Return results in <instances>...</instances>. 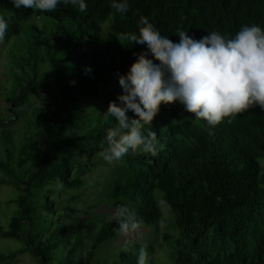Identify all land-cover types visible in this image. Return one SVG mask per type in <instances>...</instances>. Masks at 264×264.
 Returning a JSON list of instances; mask_svg holds the SVG:
<instances>
[{"label":"trees","instance_id":"1","mask_svg":"<svg viewBox=\"0 0 264 264\" xmlns=\"http://www.w3.org/2000/svg\"><path fill=\"white\" fill-rule=\"evenodd\" d=\"M128 2V11L121 14L109 0H86L83 12L67 0H60L54 11L17 9L11 0H0V15L5 10L8 15L3 16L9 23L3 41L19 34L26 22L32 23L35 42L44 52L39 61L50 65L37 87V66L23 58V66L29 65L33 73L14 72L17 87L6 99L13 104L8 109L14 114L11 122L23 116L26 123L17 144L16 129L0 131L6 152V158H0V184L19 191L21 210L20 217L11 218L7 230L0 225L1 238H22L32 245L34 239L28 231L34 217L48 225V219L55 218L49 199L52 187L80 189L83 176L96 167L93 152L107 150V132L122 131L105 115L106 109L124 98L119 77L130 78L138 59L149 52L125 47L127 42L120 41V33L138 35L144 20L174 42L179 41L175 36L178 27L196 39L211 31L234 36L242 25L253 23L264 28V0ZM34 21L41 22L40 27ZM37 93L43 105L33 108V118L15 110L28 105L30 96ZM151 126L157 133V154L132 153L123 161L125 177L108 186L105 199L118 208H134L143 221L138 229L155 228L157 233V226L163 223L160 241L129 239L120 244L123 248L113 246L95 255L104 243L117 244L118 238L138 230L118 231L115 216L101 223L90 253L83 256L82 228L59 218L37 247H28L39 264H139L141 252L144 264H264V109L252 106L211 126L174 102L160 106ZM14 166L21 171L20 178ZM31 183L38 190L47 188L40 195V210L27 203ZM160 202L168 206L169 217H163ZM97 207L90 204L86 211ZM68 209L66 205L64 211L80 214ZM72 239L65 256L55 260L54 251L65 248Z\"/></svg>","mask_w":264,"mask_h":264},{"label":"clouds","instance_id":"2","mask_svg":"<svg viewBox=\"0 0 264 264\" xmlns=\"http://www.w3.org/2000/svg\"><path fill=\"white\" fill-rule=\"evenodd\" d=\"M67 2L81 12L87 9L86 0ZM109 2L121 14L129 9L128 0ZM11 3L17 9L23 6L54 11L60 0ZM8 29L7 19L0 15V42ZM175 36L179 37L178 42L161 35L148 20H144L138 35L119 34L120 41L127 42L125 47L147 50L149 55L138 59L130 78L119 77L124 98L119 104L111 102L105 112L122 129L107 132V150L102 155L108 164L123 162L137 150L157 154V133L151 125L162 104L178 102L195 119L211 126L252 106L264 109V28L253 23L242 25L234 36L211 31L196 39L178 27ZM57 184L64 186L59 180ZM117 220L122 233L138 229L143 223L128 205L119 207ZM143 257L141 252L139 264H144Z\"/></svg>","mask_w":264,"mask_h":264},{"label":"rangeland","instance_id":"3","mask_svg":"<svg viewBox=\"0 0 264 264\" xmlns=\"http://www.w3.org/2000/svg\"><path fill=\"white\" fill-rule=\"evenodd\" d=\"M2 14L5 16L8 15L5 10L2 11ZM33 23L36 27H40L41 25L39 21H34ZM30 25H32V23L26 22L22 26V31L19 34L12 35L8 42H0V131H7L11 128L16 129L18 131L15 137L16 144L18 143L17 141L20 140L18 138L23 135L22 127L26 123V120L23 116H20L18 121L11 122L14 114L8 109L13 108V104L6 102V99L10 97L13 88L17 87L14 72L19 74L30 72V74H32L33 70L29 65H36L39 71V77L36 79V83L37 87H39L43 82L45 72L50 69L48 63L39 61L44 52L42 51V46L36 44V39L34 38L36 33L31 31ZM23 58H27L30 64L24 67ZM39 105H43V99L37 93L30 96L28 105L17 107L15 110H23L25 112L24 115L28 116L26 118H33L32 114L35 112L33 108ZM131 118L133 120L136 119L135 117ZM102 154V149H97L93 152L92 160L96 161V167L83 176L85 182L80 189L69 191L60 190L55 186L52 187L54 192L49 195V199L51 202V209L53 210L52 215L55 218L50 217L48 219V221H50L48 225V222L38 218L37 215L34 217L28 231V234L34 239L32 245H28L22 238L11 239L0 237V258L3 257V259H0V264H39L38 259L32 254V251H30L28 247H37V243L42 239V236L49 233L50 227L54 228L58 225L59 218L64 222L67 220L71 224L79 225V227L82 228L81 234H84L85 239L80 247L83 256L90 253L92 241L96 237L101 223L117 216V210L119 209L114 206L111 201L105 199L108 193V186L115 180L123 179L127 170L123 162L114 165L108 164L104 160ZM0 158H6V152L1 142ZM261 165L264 169V162H262ZM13 171L15 175L20 178L19 175L21 171L16 166L13 167ZM0 175L2 174L0 173ZM46 189L47 188L38 190L35 188L34 184L31 183L29 186L27 203L31 205V207L37 208L36 210H40V195L43 194ZM18 195L19 191L12 185L0 184V225L3 230H7L12 217L21 216V210L17 203ZM69 201L70 204H68ZM90 204L98 207L90 210L91 212L86 211V208ZM66 205H69L68 210L74 208L80 214L67 210L64 211ZM160 206L164 213L163 217H169L170 214L167 212L168 206L162 202H160ZM59 215L60 217H58ZM37 224L42 225L41 228ZM156 230L157 233H155V228L142 227L126 236L118 238V240H116L117 244L115 242L104 243L102 246H99L94 253L95 255H99V252L103 254L107 251L106 249H111L113 246L116 249L120 244L126 243L129 239L149 240L152 243L160 241L161 233L164 230L163 223H160ZM38 236H40L39 239L37 238ZM72 242L73 239L66 244L65 248L60 247V249L54 251L53 255L55 260L65 256L64 253L69 251ZM120 246L121 248L124 247L123 245ZM154 252L157 258H160L157 248Z\"/></svg>","mask_w":264,"mask_h":264}]
</instances>
